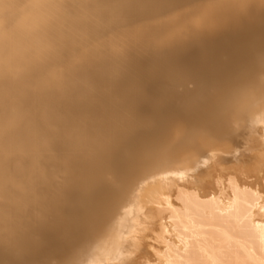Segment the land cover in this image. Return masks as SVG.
<instances>
[{
    "label": "bare ground",
    "instance_id": "1",
    "mask_svg": "<svg viewBox=\"0 0 264 264\" xmlns=\"http://www.w3.org/2000/svg\"><path fill=\"white\" fill-rule=\"evenodd\" d=\"M66 7L70 86L0 80V264H264V0ZM102 116L108 149L74 152L64 125Z\"/></svg>",
    "mask_w": 264,
    "mask_h": 264
},
{
    "label": "clouds",
    "instance_id": "2",
    "mask_svg": "<svg viewBox=\"0 0 264 264\" xmlns=\"http://www.w3.org/2000/svg\"><path fill=\"white\" fill-rule=\"evenodd\" d=\"M66 0H0V80L21 78L40 68V88L59 90L70 86L71 66L58 69L54 57L68 38ZM147 31L146 26L142 29ZM121 56L123 49L93 51L92 56ZM260 87L264 90V81ZM10 121L8 107L0 99V137ZM122 126L115 116H102L88 122L72 120L63 132L74 152L101 154L118 136Z\"/></svg>",
    "mask_w": 264,
    "mask_h": 264
},
{
    "label": "rangeland",
    "instance_id": "3",
    "mask_svg": "<svg viewBox=\"0 0 264 264\" xmlns=\"http://www.w3.org/2000/svg\"><path fill=\"white\" fill-rule=\"evenodd\" d=\"M145 195H146V197L149 196V195H147V194H145ZM131 196H132V195H131ZM131 198H132V197H131ZM148 199H149V198H148ZM129 202H131V201H129ZM142 204H143V205H142ZM145 204H146V203H145ZM145 204H144V201H142L141 205H142V207L145 208V210H140L139 212H138V210H137V214L134 215L133 218L130 217V220H131V219H134L135 221H138V222H140V223L142 222V220L144 219V213H145V212H148L147 210H149L148 208L150 207V205H155L154 202H152V204H151V202H150V204L147 203L146 206H145ZM141 205H140V207H138L139 209L142 208ZM156 205H157V204H156ZM138 206H139V205H138ZM151 207H152V206H151ZM131 232H132L131 230L128 231V233L125 232L126 236L124 235V236H125L124 238H126V237L129 238L130 235L132 236V234H134V232H132V233H131ZM152 235H153V234H152ZM124 238H123V239H124ZM130 238H131V237H130ZM82 240H83V237H82L81 241H82ZM148 241H149V240H148ZM114 242H115V241H114ZM114 242L112 241V242L110 243V253L108 254V257H109L110 259H114V260L116 261V260H118L119 258H118V256H117L118 253L116 254L117 246H116V249H115V247H114V246H115V243H114ZM127 242H128V240H126V242H125L126 244H124V245H127V244H128ZM122 244H123V243H122ZM120 246H121V245H120ZM122 247H123V246H122ZM124 247H125V246H124ZM120 248H121V247H120ZM121 249H122V248H121ZM121 249H119V250H121ZM115 258H116V259H115ZM117 258H118V259H117Z\"/></svg>",
    "mask_w": 264,
    "mask_h": 264
}]
</instances>
